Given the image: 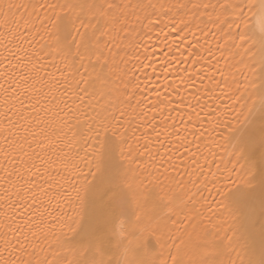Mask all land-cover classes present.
<instances>
[{"label": "snow or ice", "instance_id": "1", "mask_svg": "<svg viewBox=\"0 0 264 264\" xmlns=\"http://www.w3.org/2000/svg\"><path fill=\"white\" fill-rule=\"evenodd\" d=\"M0 264H264V0H0Z\"/></svg>", "mask_w": 264, "mask_h": 264}]
</instances>
